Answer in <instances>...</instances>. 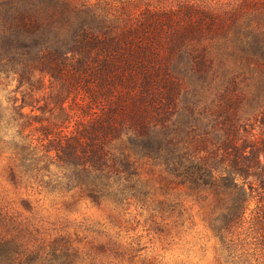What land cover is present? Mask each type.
Instances as JSON below:
<instances>
[{
    "label": "trees",
    "instance_id": "16d2710c",
    "mask_svg": "<svg viewBox=\"0 0 264 264\" xmlns=\"http://www.w3.org/2000/svg\"><path fill=\"white\" fill-rule=\"evenodd\" d=\"M10 76L13 185L156 223L170 211L143 168H159L207 206L223 264H264V0H0ZM46 234L0 207V264H138L115 240Z\"/></svg>",
    "mask_w": 264,
    "mask_h": 264
},
{
    "label": "rangeland",
    "instance_id": "374dc122",
    "mask_svg": "<svg viewBox=\"0 0 264 264\" xmlns=\"http://www.w3.org/2000/svg\"><path fill=\"white\" fill-rule=\"evenodd\" d=\"M3 83L0 110H9L16 82L10 76ZM10 164L9 155L0 151V207L42 227L51 237H70L86 249L115 240L124 249L138 250L134 261L138 264H223L218 241L206 222L207 206L186 188L166 179L159 168H143L155 199L166 201L164 206L170 211L155 223L140 205L123 210L110 204L98 206L74 196L76 193L51 194L37 187H17L9 179ZM129 260L126 256L125 260L107 258L105 262L129 264Z\"/></svg>",
    "mask_w": 264,
    "mask_h": 264
}]
</instances>
